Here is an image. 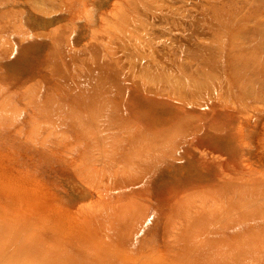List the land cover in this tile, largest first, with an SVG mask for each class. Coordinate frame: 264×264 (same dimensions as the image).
Segmentation results:
<instances>
[{
    "label": "rangeland",
    "instance_id": "rangeland-1",
    "mask_svg": "<svg viewBox=\"0 0 264 264\" xmlns=\"http://www.w3.org/2000/svg\"><path fill=\"white\" fill-rule=\"evenodd\" d=\"M0 264H264V0H0Z\"/></svg>",
    "mask_w": 264,
    "mask_h": 264
},
{
    "label": "bare ground",
    "instance_id": "bare-ground-1",
    "mask_svg": "<svg viewBox=\"0 0 264 264\" xmlns=\"http://www.w3.org/2000/svg\"><path fill=\"white\" fill-rule=\"evenodd\" d=\"M110 11V10H109ZM56 30V29H55Z\"/></svg>",
    "mask_w": 264,
    "mask_h": 264
}]
</instances>
